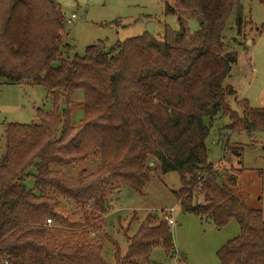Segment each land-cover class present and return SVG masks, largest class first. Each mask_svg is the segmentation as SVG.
Masks as SVG:
<instances>
[{
    "label": "trees",
    "instance_id": "trees-1",
    "mask_svg": "<svg viewBox=\"0 0 264 264\" xmlns=\"http://www.w3.org/2000/svg\"><path fill=\"white\" fill-rule=\"evenodd\" d=\"M234 10L241 35L246 21L238 0H173L166 14L198 19L191 36L188 29L171 35L166 25L164 38L146 31L111 49L93 44L84 55L69 58L63 53L65 15L57 0H0V78L45 87L54 105L50 112L36 109L37 124L6 125L0 264H109L102 242L74 243L47 220H59L62 203L104 219L109 191L124 184L143 194L153 174L171 171L181 176V188L173 193L184 212L218 228L239 223L240 235L218 251L222 264H264L263 211L235 194L236 173L209 162L207 147L206 119L219 114L231 118L229 131L264 130V108L242 99L239 114L227 102L237 93L226 80L238 54L225 43L223 31ZM75 90L84 93L80 103L72 100ZM78 104L84 118L75 125L70 114ZM93 156L100 166L90 174L68 176L50 168ZM31 177L34 187L28 188ZM146 220L127 239L126 254L116 250L117 261L144 264L157 246L167 255L176 253L168 224L151 215Z\"/></svg>",
    "mask_w": 264,
    "mask_h": 264
},
{
    "label": "rangeland",
    "instance_id": "rangeland-1",
    "mask_svg": "<svg viewBox=\"0 0 264 264\" xmlns=\"http://www.w3.org/2000/svg\"><path fill=\"white\" fill-rule=\"evenodd\" d=\"M243 7L246 21L244 30L238 35L235 23L236 12L228 18L223 38L231 51L238 54V61L232 66L226 84L232 85L236 95L227 97L230 107L242 114L239 101L247 99L253 108H264V0H238ZM65 15L62 36L65 57L82 56L88 46L100 44L111 49L118 43L143 35L148 23L154 22V34L164 38L166 25L168 33L174 35L181 29L191 36L198 28V19L177 12L166 14V4L173 0H57ZM75 14V18H72ZM261 29L259 32L258 29ZM195 36V35H194ZM189 39V38H187ZM54 65H57L55 62ZM76 103L83 101L82 90L72 93ZM53 100L48 89L35 84H7L0 78V162L6 148L5 129L8 123L37 124L36 109L53 110ZM73 124L79 125L84 118L82 105L71 107ZM210 124L207 138L209 162L220 170L232 168L237 175L234 189L245 204L264 214V130H233L228 115L219 114L215 119H206ZM229 145V148L227 147ZM233 150L239 151V155ZM227 156V158H224ZM222 162V166H219ZM100 158L93 156L74 164L52 163L50 168L68 176L80 171L90 174L98 170ZM28 188L34 187V179H27ZM181 188V176L177 171L153 174L140 194L128 185H120L107 193L109 212L104 219L94 220L75 205L62 203L58 221L48 223L51 228L60 227L74 243L95 240L103 243L102 254L109 264H127L117 261L116 250L123 257L128 249V238L133 236L151 215L153 219L167 224L169 210L175 208L176 224L171 228L176 253L167 255L162 246L153 249L148 262L144 264H222L218 251L231 239L240 235L241 228L231 220L222 228L213 222L201 220L192 213L182 210L173 191ZM97 233L94 236L93 233ZM109 236L110 240H106ZM118 242V247L115 243Z\"/></svg>",
    "mask_w": 264,
    "mask_h": 264
},
{
    "label": "built area",
    "instance_id": "built-area-1",
    "mask_svg": "<svg viewBox=\"0 0 264 264\" xmlns=\"http://www.w3.org/2000/svg\"><path fill=\"white\" fill-rule=\"evenodd\" d=\"M75 17H76L75 14H72V18H75ZM219 166H222V162H220ZM215 167H216V166H215ZM216 168H217V167H216ZM218 169H219V168H218ZM174 212H175V208H171V209L169 210V216H167V218H166V220H167V222H168V224H169L170 226L176 224V218L174 217ZM47 222H48V223H51L52 220H51V219H48Z\"/></svg>",
    "mask_w": 264,
    "mask_h": 264
},
{
    "label": "water",
    "instance_id": "water-1",
    "mask_svg": "<svg viewBox=\"0 0 264 264\" xmlns=\"http://www.w3.org/2000/svg\"><path fill=\"white\" fill-rule=\"evenodd\" d=\"M154 29H155V24H154V22H150V23H148L147 32H149V33H153V32H154ZM151 164H152V163H151Z\"/></svg>",
    "mask_w": 264,
    "mask_h": 264
}]
</instances>
